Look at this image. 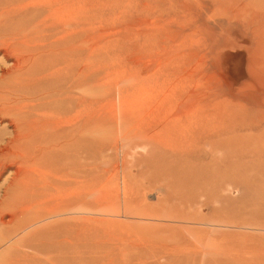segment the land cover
Segmentation results:
<instances>
[{
	"label": "rangeland",
	"instance_id": "obj_1",
	"mask_svg": "<svg viewBox=\"0 0 264 264\" xmlns=\"http://www.w3.org/2000/svg\"><path fill=\"white\" fill-rule=\"evenodd\" d=\"M92 1L98 143L0 216V264H264V0Z\"/></svg>",
	"mask_w": 264,
	"mask_h": 264
},
{
	"label": "bare ground",
	"instance_id": "obj_2",
	"mask_svg": "<svg viewBox=\"0 0 264 264\" xmlns=\"http://www.w3.org/2000/svg\"><path fill=\"white\" fill-rule=\"evenodd\" d=\"M90 3L0 0V178L13 168L0 187L5 227L24 221L54 160L84 161L98 143L99 79L84 61Z\"/></svg>",
	"mask_w": 264,
	"mask_h": 264
}]
</instances>
